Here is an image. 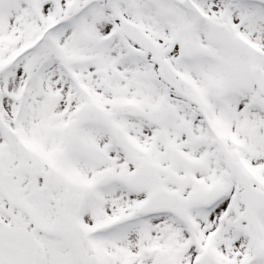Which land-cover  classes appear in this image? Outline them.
Instances as JSON below:
<instances>
[{
  "label": "snow or ice",
  "instance_id": "6c2138e0",
  "mask_svg": "<svg viewBox=\"0 0 264 264\" xmlns=\"http://www.w3.org/2000/svg\"><path fill=\"white\" fill-rule=\"evenodd\" d=\"M0 264H264V0H0Z\"/></svg>",
  "mask_w": 264,
  "mask_h": 264
}]
</instances>
